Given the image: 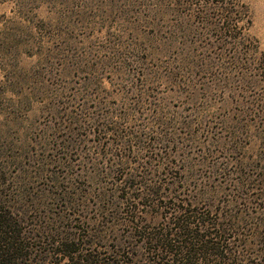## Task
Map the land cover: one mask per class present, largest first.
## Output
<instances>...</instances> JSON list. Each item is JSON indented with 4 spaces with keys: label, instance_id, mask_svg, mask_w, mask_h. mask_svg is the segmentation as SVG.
Masks as SVG:
<instances>
[{
    "label": "trees",
    "instance_id": "16d2710c",
    "mask_svg": "<svg viewBox=\"0 0 264 264\" xmlns=\"http://www.w3.org/2000/svg\"><path fill=\"white\" fill-rule=\"evenodd\" d=\"M137 1L148 9L157 50L180 49L178 65L156 78L174 82L200 67L198 60L207 69L221 57L264 87V53L242 0ZM164 18L171 23L166 37L158 28ZM136 90L125 107L83 99L79 113L62 119L69 134L40 138L51 156L26 168L17 166L20 156L0 152V264H264V214L253 212L264 205V159L237 161L234 173L211 166L223 178L235 176L239 192L222 200L218 188L192 186L176 174L193 167L175 162L184 163L178 151L197 136L192 124L200 117L175 128ZM252 127L239 124L230 136H247ZM70 134L83 142V190L67 169L54 170L69 167L76 148Z\"/></svg>",
    "mask_w": 264,
    "mask_h": 264
},
{
    "label": "rangeland",
    "instance_id": "374dc122",
    "mask_svg": "<svg viewBox=\"0 0 264 264\" xmlns=\"http://www.w3.org/2000/svg\"><path fill=\"white\" fill-rule=\"evenodd\" d=\"M242 1L251 15L249 33L264 53V0ZM137 2L0 0V152L20 156L17 166L26 168L36 158L51 156L41 139L69 134L62 119L69 110L79 113L83 99L97 102L100 97L111 107H125L139 88L148 96V108L173 118L175 128L189 116L201 119L192 124L198 132L192 143L184 142L188 146L178 151L184 163L175 162L193 170L176 177H185L202 191L218 188L220 200L237 194L235 176L223 178L211 166L228 165L234 173L237 161L254 166L252 161L264 159V127L258 125L264 123L262 83H254L252 74H237L230 60L221 57L207 69L198 60L200 67L174 82L156 78L178 65L180 49L157 50L148 9ZM170 24L166 18L158 23L166 31L163 37ZM242 123L253 127L235 140L230 131ZM70 137L76 148L68 153L69 167L53 169L62 173L67 169V177L83 190V142L78 143V135ZM249 169L246 173L255 172ZM260 208L253 210L254 215L264 214V205Z\"/></svg>",
    "mask_w": 264,
    "mask_h": 264
}]
</instances>
